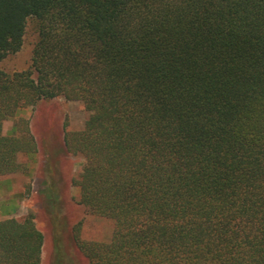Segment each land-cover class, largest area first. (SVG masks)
I'll use <instances>...</instances> for the list:
<instances>
[{
  "label": "trees",
  "instance_id": "obj_1",
  "mask_svg": "<svg viewBox=\"0 0 264 264\" xmlns=\"http://www.w3.org/2000/svg\"><path fill=\"white\" fill-rule=\"evenodd\" d=\"M37 20L30 68L0 70V178L36 143L19 106L88 113L63 141L78 202L112 221L89 264H264V0H0V60ZM32 216L0 220V264H40Z\"/></svg>",
  "mask_w": 264,
  "mask_h": 264
},
{
  "label": "rangeland",
  "instance_id": "obj_2",
  "mask_svg": "<svg viewBox=\"0 0 264 264\" xmlns=\"http://www.w3.org/2000/svg\"><path fill=\"white\" fill-rule=\"evenodd\" d=\"M37 37V20L29 17L21 47L0 60V70L13 73L30 68ZM87 116L79 101L56 97L35 106H19L2 124L3 135L24 139L28 120L36 143L33 153L18 155L25 171L0 178V220L33 217L43 234L40 264H89L74 240L77 226L86 241H108L112 234V221L80 204L79 189L71 183L84 161L82 155L66 151L64 126L81 130Z\"/></svg>",
  "mask_w": 264,
  "mask_h": 264
}]
</instances>
